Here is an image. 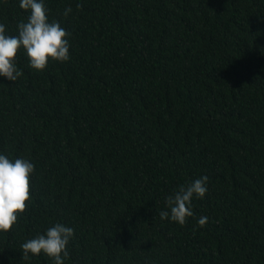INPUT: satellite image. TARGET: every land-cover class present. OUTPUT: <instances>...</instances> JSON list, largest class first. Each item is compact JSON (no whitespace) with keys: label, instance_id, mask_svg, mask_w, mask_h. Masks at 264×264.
Instances as JSON below:
<instances>
[{"label":"trees","instance_id":"1","mask_svg":"<svg viewBox=\"0 0 264 264\" xmlns=\"http://www.w3.org/2000/svg\"><path fill=\"white\" fill-rule=\"evenodd\" d=\"M46 4L70 59L37 71L20 49L0 77V152L35 166L0 264H52L20 245L55 222L74 229L65 264H264V0ZM27 16L0 0L7 34ZM202 175L195 216L161 220Z\"/></svg>","mask_w":264,"mask_h":264},{"label":"clouds","instance_id":"2","mask_svg":"<svg viewBox=\"0 0 264 264\" xmlns=\"http://www.w3.org/2000/svg\"><path fill=\"white\" fill-rule=\"evenodd\" d=\"M80 5H77L79 7ZM19 7L28 11L26 20L17 23L16 34L9 35L0 23V77L16 81L22 71L17 67L16 56L20 49L32 69L42 71L50 61L66 62L70 59V33L57 20L49 19L46 0H19ZM72 12L66 7L62 15ZM34 164L26 158H10L0 152V232L9 231L26 209L30 201V177ZM208 177L202 175L189 183L181 184L165 197V209L159 212L161 220L168 219L184 225L194 217L193 199L204 198ZM207 217L201 216L197 223L203 226ZM74 237V229L55 222L43 233L25 240L21 245L22 259L41 254L52 264H65L69 259L68 245Z\"/></svg>","mask_w":264,"mask_h":264}]
</instances>
